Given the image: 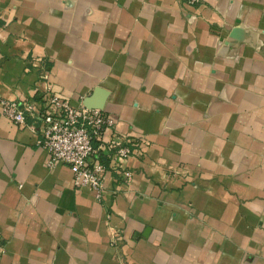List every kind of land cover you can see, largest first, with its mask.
Wrapping results in <instances>:
<instances>
[{
    "label": "crops",
    "instance_id": "1",
    "mask_svg": "<svg viewBox=\"0 0 264 264\" xmlns=\"http://www.w3.org/2000/svg\"><path fill=\"white\" fill-rule=\"evenodd\" d=\"M46 91L114 121L105 195L0 116V264H264V0H0V98Z\"/></svg>",
    "mask_w": 264,
    "mask_h": 264
},
{
    "label": "built area",
    "instance_id": "2",
    "mask_svg": "<svg viewBox=\"0 0 264 264\" xmlns=\"http://www.w3.org/2000/svg\"><path fill=\"white\" fill-rule=\"evenodd\" d=\"M183 1L192 5L199 0ZM0 116L15 126L28 127L36 134V144L46 153L48 169L57 164L69 166L73 186L89 188L98 202L103 200L106 168L96 159L93 144L102 142L104 134L113 129L115 124L110 116L98 109L73 106L48 91L41 94L37 103L0 98ZM103 143L107 159L114 163L119 176L128 181L130 172L123 169L122 164L129 156L139 155L147 146L146 140L118 135ZM110 239L112 244L116 243L118 233L114 232ZM4 253L0 238V256Z\"/></svg>",
    "mask_w": 264,
    "mask_h": 264
},
{
    "label": "water",
    "instance_id": "3",
    "mask_svg": "<svg viewBox=\"0 0 264 264\" xmlns=\"http://www.w3.org/2000/svg\"><path fill=\"white\" fill-rule=\"evenodd\" d=\"M92 99L93 98H88L84 103H83V107L86 108V109H95V108H100V107H95V106H92Z\"/></svg>",
    "mask_w": 264,
    "mask_h": 264
}]
</instances>
